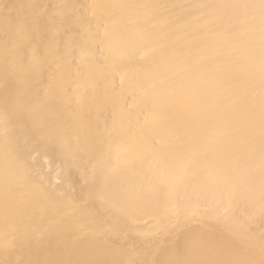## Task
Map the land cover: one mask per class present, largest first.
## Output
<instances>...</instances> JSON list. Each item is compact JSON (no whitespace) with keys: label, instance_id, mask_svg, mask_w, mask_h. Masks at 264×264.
I'll list each match as a JSON object with an SVG mask.
<instances>
[{"label":"bare ground","instance_id":"obj_1","mask_svg":"<svg viewBox=\"0 0 264 264\" xmlns=\"http://www.w3.org/2000/svg\"><path fill=\"white\" fill-rule=\"evenodd\" d=\"M0 264H264V0H0Z\"/></svg>","mask_w":264,"mask_h":264}]
</instances>
